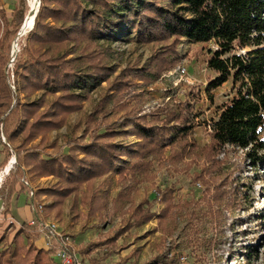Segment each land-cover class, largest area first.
I'll use <instances>...</instances> for the list:
<instances>
[{
  "label": "trees",
  "instance_id": "1",
  "mask_svg": "<svg viewBox=\"0 0 264 264\" xmlns=\"http://www.w3.org/2000/svg\"><path fill=\"white\" fill-rule=\"evenodd\" d=\"M17 4L0 0V167L17 158L5 180L9 194L53 177L35 192V204L44 196L51 200L44 206V218L53 214L62 220L70 198L76 219L104 221L106 214L128 213L122 226L100 233L77 251L69 249L81 256L100 249L102 255L91 258L92 264H103L119 251V239L132 226L156 217V230L163 233L160 250L145 264H176L168 253L176 239L168 245L167 240L174 236L182 211L196 201L177 203L169 186L158 188L153 202L135 204L132 193L138 183L153 178L156 160L181 171L178 164L193 155L192 164L202 157L206 163L194 174V183L204 184L210 206L221 205L229 196L227 182L208 178L221 168L220 155L227 147L244 150L249 166L264 180V0H40L35 24L12 60L13 42L21 32ZM117 40L159 48L146 65L120 68L111 59V44ZM184 40L214 44L208 68L215 76L206 87L211 101L213 90L233 83L234 95L217 106L208 125L210 141L203 147L193 137L199 94L192 91L185 99L170 98L146 110L148 91L138 88L147 90L179 64ZM99 89L83 133L66 137L62 145L58 139L50 142L51 133L66 126ZM110 175L120 189L112 199L110 188H104L112 182ZM156 204H162L157 213ZM10 213L7 209V218ZM256 215L263 230L264 208ZM13 232L9 239L0 236V243L6 241L0 264H65L55 256L56 243L50 248L37 243L42 234L37 225L23 220ZM260 239L262 245L264 234ZM258 253V246L246 247L248 259ZM131 257L132 252L115 264H126Z\"/></svg>",
  "mask_w": 264,
  "mask_h": 264
},
{
  "label": "rangeland",
  "instance_id": "2",
  "mask_svg": "<svg viewBox=\"0 0 264 264\" xmlns=\"http://www.w3.org/2000/svg\"><path fill=\"white\" fill-rule=\"evenodd\" d=\"M17 5L20 8L18 23L22 30L26 17L30 13V0H18ZM28 32L19 36L17 40L19 51ZM14 44L15 41L13 42V52ZM111 48L114 51L111 56L112 63L123 68L133 63H138L140 66L146 65L159 45L117 40L111 44ZM212 48H214L213 43L194 44L184 40L179 46L181 54L179 64L165 72L147 90L146 87H138L142 91H148L146 92L148 101L144 105L146 110H151L157 105H163L170 98L185 99L192 91L199 94L200 99L194 108L197 115V126L194 129L193 137L200 147L205 146L210 141L208 125L211 119L215 117L217 106L229 101L234 95L232 80L211 92L213 94L212 101L206 93L210 78L215 76V73L208 68ZM100 91V89L95 91L92 97L84 102L82 111L70 116L66 126L51 133L50 142L58 139L59 145H62L65 143L66 137L79 136L83 133L85 115L93 110L99 99ZM262 137L264 138V131ZM121 139L124 140V138ZM129 139L136 140L134 136ZM48 149L52 154L57 151V148L54 147ZM194 157L188 155L178 164L180 169L183 168L181 171H177L176 166L166 167L164 162L156 160L151 170L153 178L138 183L136 189L133 190L132 197L135 204L146 201L153 202L156 198L157 189L168 186L174 188L177 203L196 201V203L193 202L191 206H188L187 210L182 211L177 220L174 236L167 240L168 245L173 238L176 239L175 247L168 251L169 255L174 257L176 264H264V243L259 245L262 239L257 240L264 234V229L260 228L255 219L257 212L264 208L263 178H259L256 171L249 166L244 150L227 147L225 153L220 155L223 159L221 168L213 172L208 179L211 183L216 181L227 182L225 189L229 192V196L223 200L221 205L210 206L204 196V184L193 181L194 174L200 172L206 163H203L204 157H202L199 163L192 164ZM3 159L4 154L0 152V163ZM9 163L5 167H0V173H4L8 169ZM189 164L191 166L188 168ZM6 176L0 182V236L6 235L9 239L17 224L11 222V219H7L6 215V210L12 203L5 182ZM112 178L113 176L110 175L107 179L111 180ZM53 181V177H43L35 182H30V185L37 190L40 187L50 185ZM104 188H110L111 199L116 197L120 190L117 178H113L112 182L107 183ZM212 189L215 192L214 187ZM26 199V192L20 193L14 206L16 204L22 206ZM40 202L46 206L51 203V200L44 196ZM72 203V198L67 200L62 220L53 214L44 218L43 213H41V217L44 221L49 219L57 221L64 232L70 235L75 251L86 246L90 241H96L100 233L112 232L122 226L129 217L128 213L123 214L118 211L113 215L106 214L104 221H100L98 217H93L90 220L83 217L76 219V212L72 211ZM128 207L129 204L126 208ZM161 208L162 204H156L153 210L157 213ZM193 210L195 212L190 217L188 212ZM157 223V218L153 217L143 224L132 226L119 239L120 250L113 253L104 263H118L131 252L132 257L126 264L147 263L160 250L163 233L160 229L156 230ZM4 245H6V241L0 243V249ZM254 245L258 246L259 253L248 259L245 254L246 247ZM78 255L80 264H92L91 258H98L102 252L100 249H95L91 256ZM151 264H157V262L154 261Z\"/></svg>",
  "mask_w": 264,
  "mask_h": 264
},
{
  "label": "built area",
  "instance_id": "3",
  "mask_svg": "<svg viewBox=\"0 0 264 264\" xmlns=\"http://www.w3.org/2000/svg\"><path fill=\"white\" fill-rule=\"evenodd\" d=\"M40 6V0H38V8L35 16H37V13L39 11ZM31 29L25 30V32L19 34V36L25 34ZM18 38L15 40L14 44V54L12 56V60L16 58V54L19 52V44L17 43ZM3 174V179L7 174H9V171L6 170ZM28 185V195L32 202L35 199V192L33 186L30 185V183H27ZM34 203V202H33ZM44 210V204L41 202H38L37 204L34 203V218L31 219L30 224L37 225L38 230L42 233L41 236L45 239V247L50 248L54 243L58 245V248L56 249L55 256L59 258L63 263L65 264H80L79 255L78 253L72 254L69 249H73L72 239L70 235L66 234L60 224L57 221L54 220H43L41 218V213H43ZM11 222H14L13 219H11Z\"/></svg>",
  "mask_w": 264,
  "mask_h": 264
},
{
  "label": "crops",
  "instance_id": "4",
  "mask_svg": "<svg viewBox=\"0 0 264 264\" xmlns=\"http://www.w3.org/2000/svg\"><path fill=\"white\" fill-rule=\"evenodd\" d=\"M24 192H26L27 194V199L25 201V204H23L22 206L18 204L14 206V203L17 202L20 194H15L12 196L10 195L12 198V203L8 209L11 210V213L9 214L7 219H13L15 222L14 224H17L18 226L21 225V222L23 220L30 221L34 217V201L32 202L28 195V188ZM37 243L40 246L45 247V239L42 236L39 238Z\"/></svg>",
  "mask_w": 264,
  "mask_h": 264
},
{
  "label": "bare ground",
  "instance_id": "5",
  "mask_svg": "<svg viewBox=\"0 0 264 264\" xmlns=\"http://www.w3.org/2000/svg\"><path fill=\"white\" fill-rule=\"evenodd\" d=\"M30 6H31L30 13L29 14L27 13L28 16L26 17L25 24H24L25 30L31 28L33 23H34L35 14H36L37 8H38V0H30ZM6 170H8V169H6ZM2 178H3V174L0 175V182H1Z\"/></svg>",
  "mask_w": 264,
  "mask_h": 264
},
{
  "label": "water",
  "instance_id": "6",
  "mask_svg": "<svg viewBox=\"0 0 264 264\" xmlns=\"http://www.w3.org/2000/svg\"><path fill=\"white\" fill-rule=\"evenodd\" d=\"M35 19H36V16H35ZM24 24H25V22H24ZM24 24H23V26H22V30H21V32H20L19 34L25 32V26H24ZM34 24H35V20H34V23H33L32 27L29 28V29H32L33 26H34ZM16 160H17L16 155H14L13 158L11 159L9 165H8V171H9V172H10V170H11L13 164L16 162Z\"/></svg>",
  "mask_w": 264,
  "mask_h": 264
}]
</instances>
